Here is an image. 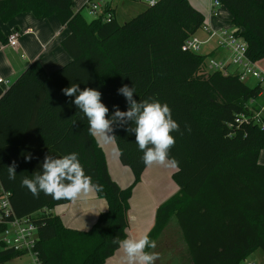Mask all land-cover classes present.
Instances as JSON below:
<instances>
[{"label":"trees","instance_id":"1","mask_svg":"<svg viewBox=\"0 0 264 264\" xmlns=\"http://www.w3.org/2000/svg\"><path fill=\"white\" fill-rule=\"evenodd\" d=\"M264 58V0H218ZM84 8V7H82ZM74 0H0V20L55 16L70 60L45 75L30 62L0 88V184L17 216L37 227L41 264H104L127 241L130 198L155 153L175 167L178 191L155 211L147 253L172 216L192 264H241L264 253V128L260 85L207 71L205 54L182 50L204 23L189 0H157L119 24L86 19ZM7 36L0 30V47ZM264 122V115H261ZM105 125L133 180L121 188L93 136ZM89 184L107 207L89 229L66 227L50 209ZM0 251V264L20 256Z\"/></svg>","mask_w":264,"mask_h":264},{"label":"crops","instance_id":"2","mask_svg":"<svg viewBox=\"0 0 264 264\" xmlns=\"http://www.w3.org/2000/svg\"><path fill=\"white\" fill-rule=\"evenodd\" d=\"M84 1L85 0H74V9L76 10L84 3ZM189 2L193 7L203 14L205 24L211 25L213 27H235L231 22V16L229 12L222 5L218 6L216 8L215 14H213L211 13L210 9L212 0H189ZM115 11L116 9L113 8L114 19L116 20ZM0 30L6 36L14 31H17L19 35L18 42L15 47H10L6 44L0 47V78L8 80L10 83L15 80L21 69H23V61L33 62L40 72L45 75H50L53 71L70 60V56L61 46V40L67 36L68 30L63 25H61L55 16L37 19L30 13H21L16 15L7 23H3L0 20ZM198 32H201L199 37H204V33L202 31L199 30ZM8 48H12V50L16 51L19 48L23 61L17 62L13 58L9 59L8 55H10V52L7 50ZM203 54L211 55L213 57L221 56L220 53L211 51L210 48H208ZM256 63L264 72V58L256 61ZM0 88L4 89L5 87L0 84ZM96 130L100 129L94 125L92 127L93 136L98 142L99 146L102 148V145L97 140ZM102 150L105 154L110 176L118 183L121 188H124L123 184L120 182L121 180L119 179H121L122 176L127 181H131V176L126 169L128 167L123 166L121 163L120 164L122 166L115 165L116 176H114L108 163L107 152L103 148ZM157 153L153 155L149 164L145 168L141 176V181L148 175V172L152 166V162L157 156ZM258 160L259 163L264 164V149L260 151ZM138 184L134 187V189L138 186ZM177 191L178 187L176 185L175 193ZM106 207V201L103 198L98 197L94 189L89 184H83L74 189L69 202L56 205L51 208L50 211L60 218L64 226L85 231L90 228L92 223L96 220L98 214L101 211H104ZM157 207V204H154V206L151 208L154 210V213L151 211L152 214L151 217H149L150 220H148V226L144 227L142 231L139 230L137 236L132 237L129 234V227H127L126 243L120 246L115 251V253L106 260L104 264H136L139 262L142 263V261L144 262L147 259V256L154 251L162 234L166 232L165 226L151 249L147 253L142 251L141 242L154 224L155 211Z\"/></svg>","mask_w":264,"mask_h":264},{"label":"built area","instance_id":"3","mask_svg":"<svg viewBox=\"0 0 264 264\" xmlns=\"http://www.w3.org/2000/svg\"><path fill=\"white\" fill-rule=\"evenodd\" d=\"M157 0H143L145 5H151ZM218 0H212L211 13L215 14L216 8L220 6ZM86 8L92 18L101 16L104 21L114 18L111 0H85L76 10ZM204 37L196 34L187 38L181 48L184 51L201 53L202 47L208 45L211 51L221 54L220 57L207 55L203 67L207 71H220L223 74H234L241 82L249 78L260 85L259 96L263 99L261 112L254 117V122L264 128L261 115L264 110V72L256 61L247 55L246 41L239 35L237 27H213L203 23L199 29ZM18 32L14 31L7 36L6 45L15 47L18 42ZM203 54V53H201ZM0 84L5 88L10 84L6 79L0 78ZM10 191L0 184V251L11 249L17 253L28 254L31 257L29 263L41 264L37 254V227L30 216H17L10 202ZM243 264H257L252 260H243Z\"/></svg>","mask_w":264,"mask_h":264},{"label":"rangeland","instance_id":"4","mask_svg":"<svg viewBox=\"0 0 264 264\" xmlns=\"http://www.w3.org/2000/svg\"><path fill=\"white\" fill-rule=\"evenodd\" d=\"M111 4L112 7L116 9L115 18L119 24L134 17L146 7L143 0H111ZM81 11L86 19L92 18L86 8H82ZM199 34L201 35V32H198L197 35L199 36ZM209 47L208 45L202 47L200 52L205 53ZM7 50L10 52V55H8L9 59L13 58L17 62L23 61L19 48L17 51L12 50V48H8ZM29 63L30 62L23 61V69ZM23 69H21V71ZM245 83L249 86H253L256 84V81L249 78ZM262 114L264 115V110ZM96 127L100 129L96 130L97 140L102 145V148L106 150L111 171L113 175L116 176L115 165H122L118 159L117 147L114 139L105 125L99 124L96 125ZM174 168V165L167 158L157 153L146 178L142 179L140 183L138 182L139 184L137 183L138 186L135 189L133 188L130 208L127 212L129 234L132 237L137 236L139 230L142 231L144 227L148 226V220H150L149 217H151L152 214L151 211L154 213V210L151 209L154 204L159 206L162 202L174 195L177 185L172 178V173L175 170ZM126 169L132 181L133 175L128 168ZM123 178L124 177L121 176L119 180H121L120 182L123 184V187H126L131 181H127ZM30 260L31 257L28 254H21L4 264H26L29 263ZM247 260H252L257 264H264V253L261 249H257L247 257ZM136 264H192L187 246L174 216L171 217L166 225V232L160 237L154 251L147 256L144 262L142 261V263L139 262ZM241 264H243V262H241Z\"/></svg>","mask_w":264,"mask_h":264}]
</instances>
